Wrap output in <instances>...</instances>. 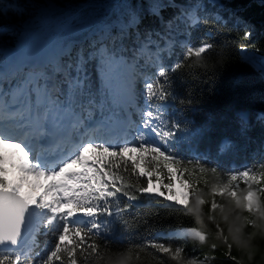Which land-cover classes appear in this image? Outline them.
<instances>
[{"label":"snow or ice","instance_id":"6c2138e0","mask_svg":"<svg viewBox=\"0 0 264 264\" xmlns=\"http://www.w3.org/2000/svg\"><path fill=\"white\" fill-rule=\"evenodd\" d=\"M27 11L0 0V29L23 23ZM102 23L82 46L66 44L56 63L36 70L24 66L0 78V264H81L78 257L84 264H103L105 257L123 256L120 249L133 234L130 224H136V233L155 227L150 213L130 215L141 198L202 216L205 200L191 177L197 171L225 175L212 160V149L202 150L205 125L172 118L167 108L176 105L182 112L194 103L184 69L223 62L213 30L233 24L237 36L248 41L253 26L230 12L225 0H149L146 5L124 0L120 16ZM239 51L264 78V56L248 55L246 44ZM256 120L264 125V111ZM250 128L248 116L239 114L238 134L248 136ZM117 132L131 139L113 143L108 137ZM232 147L224 138L214 150L222 155ZM212 195L246 213L237 216L241 223L234 238L251 252L257 233L242 239V229L264 228V161L226 170V180L213 186ZM211 208L225 212L215 202ZM189 238L206 241L200 230L188 228L168 242L148 245L176 264H203L189 257ZM177 239L183 242H172Z\"/></svg>","mask_w":264,"mask_h":264},{"label":"trees","instance_id":"16d2710c","mask_svg":"<svg viewBox=\"0 0 264 264\" xmlns=\"http://www.w3.org/2000/svg\"><path fill=\"white\" fill-rule=\"evenodd\" d=\"M124 0H3L5 6L20 4L28 8L25 12L24 27L15 23L5 25L0 29V40L4 43L0 47V64L8 53L10 47L15 44L10 40L12 34L17 38L31 36L35 32L51 39L53 50L46 60V65L56 63L65 52V45L82 46L86 39H91L98 34V29L104 27L103 21L114 20L121 14V6ZM134 3L149 0H133ZM38 3L41 8L32 11L30 5ZM226 8L237 15L244 17L252 26L251 39L244 41L237 36L236 26L228 24L226 27L212 31L213 38L219 41L217 52L222 50L223 62L212 60L206 67L193 66L184 69V79L187 86L194 90V103L179 111L176 105H169L167 115L172 118L195 119L207 128V135L202 145L212 149V160L218 162L220 169L225 170V175L213 174L210 171L199 173L191 177L200 190V195L205 200L201 206L202 216L186 210L175 212L163 208L160 204L151 203L147 198L138 201L139 207L134 208L130 215L150 213L155 227L151 233L135 232L136 224L129 225L130 233L125 238L124 246L120 249L123 256L104 258L103 264H176L170 257L156 252L148 245V241L168 242L171 235L179 234V230L195 228L206 237L205 242H199L189 238L186 251L189 257H198L203 264H234L230 256L236 257L239 264H264V228L256 229L247 225L242 229V239H247L256 232L252 238V251L249 252L238 244L234 238L235 229L241 221L237 216L246 215L234 208L230 209L225 198L212 195L214 185L226 180V170L243 169L246 166L264 161V125L257 120V115L264 111V78L260 76L253 66H249L241 57L239 48L246 44L248 52L255 47L264 48V0H225ZM20 9L19 11H22ZM170 14V13H169ZM12 19L11 16L8 17ZM69 22L67 27L64 26ZM67 25V24H66ZM206 29L201 28V34ZM255 54V53H253ZM178 55V53H177ZM215 57V53L212 54ZM264 56V52L255 54ZM176 57H173V60ZM172 61H168L171 63ZM28 60L20 52L16 66L11 72L27 66ZM33 70L35 67L33 65ZM178 89L183 92V86L177 81ZM244 113L251 124L248 136H240L237 131V118ZM135 117V116H134ZM228 138L233 142V147L225 154L218 155L214 148L217 142ZM183 155H192L186 150ZM130 180L135 181L130 172L126 174ZM146 183V181H142ZM244 187L243 184L240 186ZM215 202L225 208L220 212L219 208L213 210L211 204ZM181 208L182 206H174ZM156 214L159 220L155 219ZM225 214L228 219L225 220ZM209 216L213 219H209ZM256 219V217H252ZM223 237H227L228 243ZM179 244L183 241H172ZM44 243V238H41ZM228 244L231 248H228ZM144 245V247H140ZM118 247L113 245V248ZM81 264H84L83 259Z\"/></svg>","mask_w":264,"mask_h":264},{"label":"rangeland","instance_id":"374dc122","mask_svg":"<svg viewBox=\"0 0 264 264\" xmlns=\"http://www.w3.org/2000/svg\"><path fill=\"white\" fill-rule=\"evenodd\" d=\"M40 8H41V5L38 3H32L30 5V9L32 11H37ZM10 24L11 23H9L8 25H10ZM66 24H64L65 27H67L69 25V22H67ZM17 26L24 27V23L16 24L15 27H17ZM10 40L15 44L14 48H15V50L18 51V54H19V52L23 51V54L25 55V57L28 60V63H26L27 66H30L32 68L34 65L35 70L37 68H40L41 66L46 65V60L53 53L52 52L53 45H51V39L46 38L43 35H40L36 32L31 36L27 35V36H24L23 38H17L16 35L12 34ZM5 44L6 43H4L0 40V47H2ZM10 49H11V47H10ZM8 54L9 53H7V55L5 56L6 59L4 58L1 62V64H4L3 67H5L9 62ZM247 54L248 55H255L251 52H247ZM240 55L242 57L241 53H240ZM17 58L18 57H15L14 62L11 63L10 65H8L6 69H4L3 71H0V78L8 76L14 70V68L16 66ZM257 59H259V56H257ZM0 69H2V66L0 67ZM133 120L134 121L139 120V115L137 114L135 117H133ZM116 134H118V136H117V139L114 140V143L120 142L125 138L131 139V137H125L124 135H122L118 132L114 133L113 135H116ZM113 135H111V136H113ZM9 178L14 179V177H12L11 175ZM42 183H44V181H42Z\"/></svg>","mask_w":264,"mask_h":264},{"label":"water","instance_id":"95a60500","mask_svg":"<svg viewBox=\"0 0 264 264\" xmlns=\"http://www.w3.org/2000/svg\"><path fill=\"white\" fill-rule=\"evenodd\" d=\"M12 48L14 49V47H11V49L9 48L10 51L8 50V53H10L13 50Z\"/></svg>","mask_w":264,"mask_h":264}]
</instances>
